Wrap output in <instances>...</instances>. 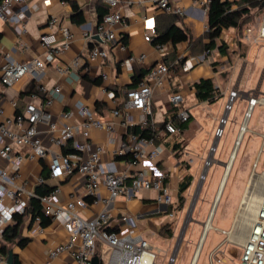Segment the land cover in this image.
Wrapping results in <instances>:
<instances>
[{"label": "crops", "instance_id": "crops-1", "mask_svg": "<svg viewBox=\"0 0 264 264\" xmlns=\"http://www.w3.org/2000/svg\"><path fill=\"white\" fill-rule=\"evenodd\" d=\"M154 1L130 0L129 5L120 8L122 21L115 26L116 41L106 45L108 58L96 61L87 59V52L93 43L84 39L83 32L85 30L93 32L99 22L97 7H102L100 2L97 0H50V4L45 6L42 0H27L24 6H14L10 12L9 20L0 21V66L4 63L6 56H9L11 61L14 62H29L35 58L45 59L46 50L41 46L39 38L52 32L47 26L50 15L56 16L61 24L69 28L72 38L69 48L47 64L36 79L27 76L10 87H4L0 82V109L3 111L4 117H11L23 111L25 104L29 101L28 95H23V93L30 82L33 83L34 88L41 85L45 87L59 86L61 95L48 107L53 120L58 124H79L83 119L78 114V108L80 105L88 106L96 117L111 122L113 126L112 133L97 129H93L89 133L88 141L90 145H100L103 148L100 156L101 164L112 172L130 171V173H134L137 167L132 165V157L128 151V146L129 136L136 134L130 131L131 126L125 125L128 114L122 110V98L127 90L136 88L146 79L148 71L154 65L158 63L165 64L169 68V76L164 81L163 88L153 92L151 100L152 117L149 118L148 125L154 126L157 132V143H154V145L160 147L162 152L157 158L156 164L158 169L167 175L165 185L172 196L173 204L163 208L164 204L156 202V192L152 190L138 191L128 196L120 195L109 211L110 220L107 229L109 232L128 231L133 235H141L152 248L159 250L160 254L156 257L157 263L168 264L169 258L173 256L175 258L173 264H175L185 230L190 223H193L195 225V238L187 240V243L192 246V250L187 257L181 260L180 264H192L198 245V255L194 264H199L209 230H214L223 235L221 241L214 244L216 247L224 243L221 246L223 253L221 264H233V260L239 255L240 244L247 236L249 220L235 224L238 209L227 229L212 225L220 203L219 199L215 204V199L220 188H222L224 173L221 172V169L217 172L218 185L215 193L213 194L212 189L208 188L203 193V189H201L200 196H202V201L205 204L204 208L198 218L192 220L195 203L193 204V208L190 210V220L184 225L182 224L180 234L174 247L172 246L177 225H180L181 222L185 200L189 191L193 189L196 178L191 173V165H194L195 161L193 154L197 153V156H199L196 165L197 170L209 156L207 155L205 158L206 146L196 141L198 130L196 125L189 124V121L196 116L197 110H200V105L203 106L200 111L203 110L209 115V112H211L210 107L214 103H199L194 96L192 85L200 80L211 79L217 90L216 102H220V108H223L224 111L229 93L233 90L238 92V98L235 101H239L238 110L240 111L245 110V108L247 110L249 97L264 96V39L258 38V31L264 26V6L253 9L254 19L251 24L243 28L242 36H238L235 29H228L223 32L221 41L228 47V53L220 54L214 50L205 54L190 49V42L192 44L196 41L202 42V44L207 42L204 34L208 31V8L199 7L196 0H171L174 5L185 10V15L182 17L172 16L176 18V25L188 32L189 39L175 46L171 44L162 45L164 49L162 53L151 42L154 35L150 31V27L152 25L154 28L158 27L160 25L158 24L159 17L163 15L161 11L157 10ZM73 5L75 8H73ZM78 12H81L82 15L74 21L73 17ZM238 42L242 43L241 50L238 49ZM61 43L62 39L57 33V44ZM74 60H77L78 65L74 64ZM188 60H194L195 64L188 72H184L182 65ZM213 64L215 65L213 66ZM178 65L179 69L176 68ZM57 68H68L71 71H76L81 75L80 81L69 82L66 77L57 72ZM103 74L107 76L105 81L102 80ZM108 92L115 93L116 101L109 98ZM173 94H181L182 103L188 98L194 104L189 108L181 106L178 108V111H187L190 115L185 128L178 134L184 137V139L181 138L182 140H178V138H175L176 135H170L165 129L160 128L174 112L169 102V98ZM12 103H15L16 106L13 107ZM39 103H41L40 100L35 101L36 105H39ZM115 109L120 110L121 114L119 116L112 114ZM62 113H69V119L61 118ZM216 113L213 116L215 122L217 118L219 120L223 118L225 112L221 117H219L220 109ZM129 116L134 120H138L139 113L130 112ZM236 122H239V125ZM243 122V114L239 119L234 118L231 122L232 126L229 131L237 129L236 138ZM247 123L248 120L245 126L249 135L259 139L262 133L258 132L255 126L249 129ZM37 129L42 145L53 154H61V149L49 143V133L46 126L39 124ZM215 129L216 127L212 131H215ZM136 136L139 138L138 135ZM218 141L213 142L216 146L214 157L218 163L222 164L220 168L225 169V164L228 163L227 160L233 152L234 143L230 148L229 145L227 148L224 144V146L218 147ZM175 144H180L178 148L176 147V150L173 147ZM118 150L123 151L124 154L122 156L115 155L114 152ZM48 162L49 155H46L37 161L23 163L19 169L20 178L18 183L23 184L28 191L33 192L34 188L41 184L39 180H43V173H48ZM203 165L202 174L206 168L205 163ZM0 169L9 171L10 163L0 159ZM233 169L234 164L232 163L230 171L232 172ZM185 176H191L192 181L183 194L184 202L181 205L178 200V185ZM228 179L227 177L220 197L223 195ZM85 181L83 175L74 173L57 181L47 178L43 180V183L50 186L52 190L56 185L59 186L58 200L60 204H65L72 196L83 197L85 207L78 208L76 213L80 217L90 219L94 214L101 211L104 206L101 202L93 204L91 198L84 196ZM99 195L101 199L107 196L104 187L100 188ZM227 209L226 203L221 210L222 219H224ZM174 213L180 214L177 222L175 215L170 217V214ZM42 214L49 220L46 225H42L41 219L39 225L36 223V218L40 217L33 220L29 216L24 218L19 234L22 238L27 239V242L22 247H19L16 243L6 244L5 264L8 252H11L13 256L12 264H46L48 263L49 251L65 242L67 237L65 231L49 218L43 206ZM123 217H127L129 223L122 222ZM208 220L209 227L203 238H201ZM11 224L12 222L7 226ZM236 227L239 230L238 234L235 233ZM222 231L228 234L225 235ZM235 239L238 241H235ZM103 245L106 246L102 243L96 245L93 261H97V264H106L104 263ZM1 247L2 241L0 239V254ZM210 249L204 253L200 264H210L208 255L213 250ZM49 264L75 263L68 254L62 253L49 261Z\"/></svg>", "mask_w": 264, "mask_h": 264}, {"label": "built area", "instance_id": "built-area-1", "mask_svg": "<svg viewBox=\"0 0 264 264\" xmlns=\"http://www.w3.org/2000/svg\"><path fill=\"white\" fill-rule=\"evenodd\" d=\"M26 1L0 0V21L9 20L12 8L24 6ZM97 1L108 7L109 11L102 16L93 32L90 30L83 32L84 39L93 43L87 52V59L90 61L108 58L106 45L116 41L115 26L122 21L120 8L131 3L130 0ZM211 1L196 0V4L207 9ZM42 2L45 6L50 4V0H42ZM154 3L157 10L163 14L178 17L185 15V10L174 5L171 0H155ZM47 26L52 32L39 38L41 46L46 50L45 59L35 58L29 62H14L9 56H6L4 63L0 66L2 86L10 87L27 76L36 79L47 64L69 48L72 38L69 28L61 24L60 20L53 15L49 16ZM150 31L152 35L155 34L153 25L150 27ZM57 33L62 39L61 44H57ZM258 38L264 39V26L259 29ZM155 48L159 52H164L162 45L158 44ZM74 64L78 65L77 60H74ZM194 64V60H188L183 63L182 70L188 72ZM57 72L66 77L69 82L75 83L81 79L79 73L68 68H57ZM168 76V66L158 63L148 71L143 82L136 88L129 89L124 93L121 105L122 110L128 114L126 126L138 125L142 127L148 125V120L152 117L151 100L153 92L163 88L164 81L168 79ZM106 78L107 76L103 74L102 80L105 81ZM60 95L61 88L59 86L45 87L41 85L37 86L34 92L27 96L29 101L25 104L23 111L11 117H4L3 111L0 109V159L10 163L9 171L0 169V239L4 228L12 222L13 216L22 215L28 207L29 199L33 196V192L28 191L23 184L18 183L19 169L27 161H37L49 155L47 164L49 180L57 181L74 173L83 175L86 179L84 196L91 198L93 204L101 202L104 208L90 219L80 217L76 210L85 207L83 197L72 196L65 204H60L58 185L50 194L41 197L40 202L46 214L54 223L63 228L67 236L65 242L49 251L48 263L46 264H49V261L62 253L68 254L75 264H93L97 243L105 244L110 249L107 264H155L156 257L160 254L159 250L152 248L141 235H133L128 231L109 232L107 227L110 220L109 211L120 195L128 196L138 191L152 190L156 192L155 200L158 204H164L167 207L173 204L172 196L165 185L167 175L160 171L156 164V160L162 152L161 148L154 145L152 138L139 139L136 135H130L128 151L132 157V165L137 167V170L134 173L110 171L101 164L100 156L103 148L100 145L91 146L88 138L93 129L112 133L111 122L96 117L88 106L80 105L78 114L83 120L79 124H58L53 120L48 107ZM108 96L113 101L117 99L113 92H108ZM237 98V90L229 93L224 117L219 120V126L214 134L216 141L223 135V126L227 122V115ZM182 99L181 94H173L169 98V102L178 108ZM37 100L41 102L39 105L35 104ZM12 106L15 107L16 104L12 103ZM256 106H264V96L256 95L248 98L243 124L250 118L252 110ZM130 112L139 113L138 120L129 116ZM112 114L119 116L121 112L115 109ZM69 117V113L61 114L63 119H69ZM189 118L190 115L187 111L180 110L176 113V120L179 125L187 123ZM39 124L46 126L49 133V143L52 146L62 150L70 142L73 152L69 154L49 152L42 145L37 129ZM165 130L170 135H177L181 131L180 127L172 122L165 123ZM241 137V134H238L236 141L238 142ZM211 151L214 153L215 148L211 147ZM114 154L122 156L124 152L118 150ZM208 165L210 163L207 160L205 166ZM39 183H43V180L40 179ZM101 187L107 191V196L104 199H101L99 195ZM173 216L170 214V217ZM122 222L129 223V219L123 217ZM36 223L40 224V218H36ZM247 226V236L240 244V253L234 264H264V189L258 196L255 210ZM207 229L205 224L201 238ZM222 233L228 234L223 231ZM235 241L238 240L235 239ZM223 244H219L209 253L210 264L222 263L220 256L223 254L221 251ZM198 250L199 245L196 251ZM174 261L175 258L172 256L169 258L168 264H173ZM0 264H5V257L1 254Z\"/></svg>", "mask_w": 264, "mask_h": 264}, {"label": "rangeland", "instance_id": "rangeland-1", "mask_svg": "<svg viewBox=\"0 0 264 264\" xmlns=\"http://www.w3.org/2000/svg\"><path fill=\"white\" fill-rule=\"evenodd\" d=\"M238 104H239V101L237 102L235 101L233 103L231 111L227 115V122L223 126V135L218 141V145H217L218 147H221L224 144L226 145L227 148L229 145V148H230V146L233 143L235 144L234 140L237 139L236 138L237 129L231 130V132L229 131L230 127L232 126L231 122L234 120V118L236 120L239 119L241 114H243V117H244V112L246 110V108L245 110H241V111L238 110ZM193 105H194L193 102L190 101V99L188 98L186 99L185 102L180 104L181 107H185V108L186 107L189 108ZM201 107L203 106L201 105L199 106L200 110H201ZM178 108L174 107L175 113H177ZM210 108H211V112H209V115H207L206 112H204L203 110L200 111L199 109L198 110L196 109L198 113L196 114V116L192 117L189 121V124L196 125V128L198 130L196 134V141L206 146L207 150L204 152V156L206 158L207 155H209L207 160L209 161L210 165L205 166L206 168L204 170V173L202 174L203 168H204L203 164L207 160L203 164H201V166L197 170L196 165L199 161V156H197V153L193 154V156L195 157L194 159L195 161H194V165H191V173L194 174L196 178H195V182L193 185V189L189 191L187 198L185 200V207L183 210V214L181 215L182 218H181L180 225H177V223H175V225H177V229H176L175 238H174L172 247H174V244L180 234L182 224L184 225L187 221L190 220V210H192L193 204L195 203L193 213H192V220H196L200 212L204 208L205 204L202 201V196H200L201 189H203V193L205 192L207 188L212 189V192L214 194L216 191V187L218 185L217 172L220 169H221V172L223 173L225 171L224 168H220V165L222 164L216 161L214 157L215 154L210 152L209 150V147L215 141L214 134H215L217 127L219 126V118H217L215 122L213 119L214 118L213 116H215L217 114L216 111L220 109L219 117H221L223 115L224 109L220 108V102L218 101L215 102L214 105H212ZM236 123L237 125H239V122H236ZM175 125L179 126L177 122L175 123ZM247 126L249 129H251L252 126H255V129L257 128L256 130L258 132H261L262 135L260 136L259 139H256L255 137L249 135V133L246 130V132L243 133L242 137L240 138V144L236 149L237 150L236 158L233 162L234 169L232 172L230 171V174L228 175V178H229L228 182L224 188L223 195L220 197V203L217 207V211L212 221L213 226L218 225L219 227L227 229L232 222L233 215L236 214V211H238L239 209L240 202L242 200L243 195L245 196L246 192H248L249 196H251L252 194L253 196L256 195L258 197L259 194L264 189V176H263L264 174V107L263 106H256L254 108L253 112L250 115V118L248 119ZM214 127H216V129L215 131H212ZM175 138H178V140H182L181 138L184 139V137L178 134L175 136ZM232 149H234V145ZM227 161H229V159ZM227 164H225V167ZM225 202L227 203L228 209L226 211V215L224 216V219H222L221 210L223 206L226 204ZM173 215L176 216V222H177L180 214L174 213ZM237 216H238V213H237ZM250 218H252L251 215H250ZM236 220L238 223H240V221H242L243 218L241 217L238 219L236 218ZM194 226L195 225L193 223H190L188 227L186 228L183 241L181 242L180 248L176 256L175 264H180L181 260L187 257L188 254L191 252L192 246H190L187 243V240L188 239L192 240L195 238ZM237 228L238 227L235 228V233L238 234L239 230ZM222 238H223V235L218 234L214 230H209V233L207 234V239H206L207 241H206L201 259L204 257V253L210 248L213 249L215 247L214 244L221 241ZM102 248L104 250V263L107 264L109 256H110V249L104 245ZM239 253H240V250H239ZM220 258H222V255L220 256ZM237 258L233 260L234 263L237 261ZM201 259H200L199 264L201 263ZM158 263L156 260L155 264H158ZM213 264H217V263L214 262Z\"/></svg>", "mask_w": 264, "mask_h": 264}, {"label": "trees", "instance_id": "trees-1", "mask_svg": "<svg viewBox=\"0 0 264 264\" xmlns=\"http://www.w3.org/2000/svg\"><path fill=\"white\" fill-rule=\"evenodd\" d=\"M264 0H212L207 9V27L208 31L204 34V38L207 40L205 44L202 42L196 41L192 44L190 42V49L197 53L208 54L211 51L216 50L218 53H228V47L226 44L221 41V37L224 31L228 29H235L238 33V36H242L243 28L251 24L254 19V10L258 9ZM103 7H97L98 20L100 21L102 16L109 11V8L101 4ZM73 8L75 6L73 5ZM81 12H78L76 16L73 17L75 21L77 17L81 16ZM158 27L154 28L155 34L151 40L153 45H167L171 44L175 46L178 43L188 41L189 35L185 30L180 29L176 25V18L172 15L163 14L159 17ZM240 41V40H238ZM238 49L241 50L242 43L238 42ZM244 49V48H243ZM182 61V60H181ZM215 64H213L214 66ZM175 67V66H173ZM176 68H180L179 65ZM192 89L194 90V96L199 103H208L213 104L217 100V90L215 89L211 79L200 80L193 83ZM35 88L33 83L30 82L25 90L23 95H29L34 92ZM174 109V107H171ZM172 122L175 124L176 113L175 109L172 116L169 120L160 126L161 129H165V123ZM186 124V123H185ZM185 124L179 125L180 129L185 128ZM152 125H148L145 128H140L138 126H133L130 128V131L133 134L139 136V139H153L154 143H157V132ZM180 144H175L173 147L176 150ZM70 142L62 149L63 154L72 153ZM48 178V173L44 172L42 179L46 180ZM192 181L191 176H185L183 180L178 185V200L181 205L184 202L183 194L189 188ZM52 188L47 184L41 183L34 188L33 196L29 199L28 207L25 209L22 215H14L12 224L7 226L2 234L1 241V254L6 256L7 247L6 244L16 243L19 247H22L27 242V239H24L20 236L19 230L24 218L29 216L31 220L36 217H40L42 225L49 223V220L42 214V204L40 198L50 194Z\"/></svg>", "mask_w": 264, "mask_h": 264}, {"label": "bare ground", "instance_id": "bare-ground-1", "mask_svg": "<svg viewBox=\"0 0 264 264\" xmlns=\"http://www.w3.org/2000/svg\"><path fill=\"white\" fill-rule=\"evenodd\" d=\"M246 132V126L245 124H243L240 128V132L239 134H241V136L243 135V133ZM237 142V141H236ZM234 144V149H233V152L231 153L230 157H229V161H228V164L226 165L225 167V171H224V176H223V182H222V185L221 186L222 188H220L218 194H217V198L215 199V204L218 202V200L220 199V195H221V192H222V189L224 187V183L229 175V172L231 170V165L232 163L234 162L235 158H236V149L237 147L239 146L240 144V138L238 139V142ZM248 195V192H246L245 196H243V199H242V202H241V206H240V209L238 211V216H237V219L238 218H243L242 222L244 220H250V215L252 217V214L255 210V206H256V201L258 200V197L257 196H253L251 194V196ZM214 210V209H213ZM250 218V219H249ZM235 223H237V220H235ZM209 227V220L207 221L206 223V228ZM211 228V227H210ZM197 255H198V251H196L195 255H194V258H193V262L192 264H194L196 258H197Z\"/></svg>", "mask_w": 264, "mask_h": 264}, {"label": "water", "instance_id": "water-1", "mask_svg": "<svg viewBox=\"0 0 264 264\" xmlns=\"http://www.w3.org/2000/svg\"><path fill=\"white\" fill-rule=\"evenodd\" d=\"M261 6H264V2L262 3ZM216 141V140H215ZM213 148H215V143L213 144L212 146ZM212 152V151H211ZM223 186V185H222ZM163 208H166V206L164 205ZM12 260H13V256H12V253L11 252H8V256L6 258V264H12ZM98 262L97 261H93V264H97Z\"/></svg>", "mask_w": 264, "mask_h": 264}]
</instances>
